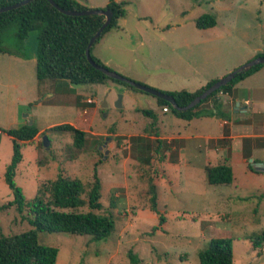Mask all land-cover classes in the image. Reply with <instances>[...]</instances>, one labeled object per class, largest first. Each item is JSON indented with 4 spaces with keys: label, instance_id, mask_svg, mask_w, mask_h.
Here are the masks:
<instances>
[{
    "label": "rangeland",
    "instance_id": "rangeland-1",
    "mask_svg": "<svg viewBox=\"0 0 264 264\" xmlns=\"http://www.w3.org/2000/svg\"><path fill=\"white\" fill-rule=\"evenodd\" d=\"M77 1L98 10L110 2ZM113 1L123 4V17L118 29L94 45L93 57L126 80L160 92L197 90L264 49V0ZM203 14L213 15L216 25L197 29L195 20ZM2 44L9 53L0 55V207L13 198L4 181L12 141L3 130L31 121L43 131L21 149L14 181L25 199L34 198L58 175L79 179L87 189L96 172L101 209L94 212L114 220V231L100 241L40 232L41 244L58 249L56 264H132L130 253L138 264H199L198 252L220 237L232 239L233 264H264V240L254 248L250 239L264 232V177L236 165L232 184L209 185L205 168L221 159L212 153L209 163L205 161L206 144L197 138L201 120L177 119L154 96L110 81L39 82L35 32L20 45L12 36ZM262 79L263 74L257 76V85ZM255 81L243 84L254 89ZM211 105L209 101L203 107ZM142 110L154 111L156 119ZM65 123L85 132L81 149L74 147L71 134L49 131ZM207 130L215 134L214 125ZM190 135L197 137L185 138ZM220 145L215 139L208 143L212 150ZM149 183L155 186L157 212L150 208ZM24 216L14 207L0 212L1 233L32 229Z\"/></svg>",
    "mask_w": 264,
    "mask_h": 264
},
{
    "label": "trees",
    "instance_id": "trees-1",
    "mask_svg": "<svg viewBox=\"0 0 264 264\" xmlns=\"http://www.w3.org/2000/svg\"><path fill=\"white\" fill-rule=\"evenodd\" d=\"M24 0H0V9L14 5ZM65 11L79 12L90 8L77 0H52ZM112 11L109 25L90 48V57L99 66L105 68L92 55V48L103 36L112 29H118L119 19L123 17L122 3L113 0L105 9ZM105 17L102 15L69 16L59 12L47 0H34L19 8L0 13V54L9 53L2 42L7 36H12L17 44H22L28 36L36 33L35 75L39 82L46 80H66L74 85L104 84L106 81L122 84L138 91L127 83L112 79L92 67L85 55L89 40L103 25ZM216 25L213 15L203 14L195 20L197 29L203 30ZM255 57H264V49ZM264 64H259L247 72L236 76L230 83L222 86L194 107L186 111H177L163 99L156 98L157 104L166 108L180 120L191 121L200 117H222V104L216 101L220 93H230L238 82L254 74ZM106 69V68H105ZM108 70V69H107ZM110 71V70H109ZM218 79H213L195 91L162 92L171 96L178 107H185L198 95L202 94ZM209 101L213 102L211 109L203 107ZM144 116L153 120L156 114L152 110H142ZM51 132H67L72 136L74 147L81 149L85 141V132L71 124H60L49 128ZM12 141V155L5 168L4 181L12 193V200L0 207V212L14 207L16 212L27 216L32 227L29 231L4 235L0 229V264H56L58 249L39 242L38 234L68 233L72 235L89 236L92 241L106 239L114 231V220L110 215L97 214L101 209V181L96 172L91 183L85 185L76 178L58 175L48 181L31 200H26L22 189L16 185L14 178L16 169L22 161V146L32 141L38 134V128L28 123L13 129L3 130ZM45 134V133H44ZM162 144V143H161ZM158 146L154 149L158 153ZM147 164L148 161H145ZM249 170L255 172L251 164ZM207 183L211 186H228L234 177L232 168L227 163L208 166L205 168ZM150 208L157 212L155 186L149 183ZM84 196L85 199L82 198ZM88 208L87 212L77 209ZM163 221L161 217L160 222ZM254 248H259L264 240V232L250 238ZM132 264H138V259L130 253ZM199 264H233L234 255L231 238H212L208 240L198 252Z\"/></svg>",
    "mask_w": 264,
    "mask_h": 264
},
{
    "label": "crops",
    "instance_id": "crops-1",
    "mask_svg": "<svg viewBox=\"0 0 264 264\" xmlns=\"http://www.w3.org/2000/svg\"><path fill=\"white\" fill-rule=\"evenodd\" d=\"M11 59H7V63L11 62ZM261 74L264 75V67L235 84L230 93H220L216 97V101L222 104L224 108L222 113L226 115V118L217 116L200 117L198 120L203 122L202 133L198 137L195 135L185 137L188 139L202 138V144H206L204 145V147L206 146V162L209 163V158L212 157L213 153L219 160L221 159L219 164L227 163L231 168L240 165L244 167L247 173L264 177V94L263 96L260 94L262 89L264 91V79L259 85H257L258 80L255 81L257 76ZM254 81V89L250 88V84H243L245 82L254 83ZM85 113L87 111L84 110L83 115ZM195 121L196 119H193L189 122ZM212 125H214V135L207 130ZM42 131L38 130L37 136ZM212 139L219 140L221 143L216 150L208 147V143ZM248 163L252 165L255 172L248 169ZM208 166L211 165L208 164Z\"/></svg>",
    "mask_w": 264,
    "mask_h": 264
},
{
    "label": "water",
    "instance_id": "water-1",
    "mask_svg": "<svg viewBox=\"0 0 264 264\" xmlns=\"http://www.w3.org/2000/svg\"><path fill=\"white\" fill-rule=\"evenodd\" d=\"M31 1L34 0H24L21 1L19 3H16L14 5L11 6H7L4 8L0 9V13L1 12H6V11H10L16 8H19L23 5H26L28 3H30ZM49 1V3L55 7L59 12L65 14V15H69V16H90V15H102L105 17V21L103 23V25L99 28V30L95 33V35L89 40V43L87 45L86 51H85V55H86V59L88 61V63L94 67L95 69L99 70L100 72H102L103 74H105L106 76L127 83L130 86L134 87L135 89H137L138 91L147 93L151 96H154L156 98H160L165 100L166 102H168L173 109L177 110V111H186L192 107H194L195 105H197L198 103H200V101L204 100L205 98H207L209 95H211L213 92H215L216 90H218L219 88H221L222 86L227 85L228 83H230L236 76L247 72L249 69H251L252 67L259 65V64H264V57H255L253 59H251L249 62L245 63L244 65L238 67L237 69L233 70L232 72H230L228 75L220 78L219 80H217L212 86H210L207 90H205L202 94L198 95L193 101H191L187 106L185 107H178L174 101V99L169 96L166 95L160 91L148 88L146 86H143L141 84H137L131 81L126 80L125 78H123L122 76L118 75L117 73L111 72L101 66H99L98 64H96L92 58L90 57V48L92 46V44L96 41V39L100 36V34L103 32V30L109 25L111 18H112V11L110 10H98V9H89V10H84V11H79V12H73V11H65L61 8H59L52 0H47ZM120 98L119 97V101L118 104L120 103ZM106 105H103L102 107H105ZM32 122H29V125H31ZM47 137L43 136V146L47 147Z\"/></svg>",
    "mask_w": 264,
    "mask_h": 264
},
{
    "label": "built area",
    "instance_id": "built-area-1",
    "mask_svg": "<svg viewBox=\"0 0 264 264\" xmlns=\"http://www.w3.org/2000/svg\"><path fill=\"white\" fill-rule=\"evenodd\" d=\"M163 110H164V111H167V109H166V108H164Z\"/></svg>",
    "mask_w": 264,
    "mask_h": 264
}]
</instances>
